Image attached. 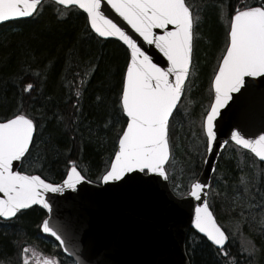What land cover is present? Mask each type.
Instances as JSON below:
<instances>
[{"label":"trees","instance_id":"trees-1","mask_svg":"<svg viewBox=\"0 0 264 264\" xmlns=\"http://www.w3.org/2000/svg\"><path fill=\"white\" fill-rule=\"evenodd\" d=\"M186 1L193 13L194 2L201 15L195 29L196 84L190 93L196 117L206 97L208 70L227 43L219 5L231 15L234 6L249 2ZM250 2L255 5L259 0ZM128 62L126 48L95 36L86 15L76 8L66 10L44 2L32 19L0 26V121L24 112L37 124L31 155L24 159L21 171L58 183L65 178L71 161L86 177L99 182L117 149L118 134L126 126L120 95ZM29 83L33 89L24 91ZM182 122L176 118L173 122L175 147H182L178 165L182 168L184 164L185 178L196 179L203 162L187 151L185 143L191 132L178 127ZM250 159L255 160L246 155L241 164L235 155L221 156L217 164L220 179L212 190L210 208L229 236L228 257L191 232L189 238L192 236L194 243L190 244L192 238L187 242L191 264H264V224L260 223L264 217V175L257 176ZM45 216L43 210L33 208L10 223L0 220V264H23L21 250L28 244L40 249L39 243L42 251L50 253L51 246L42 241L40 231ZM250 245L255 246L254 252L247 250ZM56 249L59 264H71L59 246Z\"/></svg>","mask_w":264,"mask_h":264},{"label":"snow or ice","instance_id":"snow-or-ice-1","mask_svg":"<svg viewBox=\"0 0 264 264\" xmlns=\"http://www.w3.org/2000/svg\"><path fill=\"white\" fill-rule=\"evenodd\" d=\"M243 0H237V4ZM64 9L76 7L87 14L92 30L100 37H118L130 50L120 95V106L126 114V127L118 134V145L110 167L100 177L104 182L121 180L134 171L155 173L168 179L166 166L170 162L169 120L177 108L185 91L186 80L190 74L193 51L194 24L199 16L193 12L186 0H107L114 9L140 37L148 44H154L167 58L168 67H161L141 47L132 35L109 18L102 10V0H55ZM41 0H0V22L20 17H30L37 13ZM61 12V15H66ZM154 29L163 30L155 32ZM264 74V0L258 4L243 7L234 6L230 16L228 42L212 82L214 101L206 111L202 129L206 137V151L211 152L216 141L215 122L232 99V93L240 90L245 77ZM86 75V73H85ZM33 89L31 83L24 91ZM76 96L80 92L76 91ZM37 124L34 118L20 112L0 122V217L12 218L33 204H42L51 209L45 193L62 192L65 187L76 188L84 181L75 162H69L66 179L62 183H50L40 175H29L14 170V162H22L25 154L31 155L29 148ZM237 145L250 150L264 160V135L256 139H246L239 131L231 133ZM227 144V141L224 142ZM210 185L193 180L189 195L202 199L204 189ZM194 225L204 233L208 240L223 251L229 236L216 222L209 210L207 200L197 206ZM260 223L264 224V217ZM43 231L55 236L61 244L64 241L50 226L46 219ZM255 251V246L247 249ZM25 253L29 249H23ZM67 251V249H65ZM35 249L32 257L35 264H59L55 257L43 256ZM30 257H24L28 264Z\"/></svg>","mask_w":264,"mask_h":264},{"label":"water","instance_id":"water-1","mask_svg":"<svg viewBox=\"0 0 264 264\" xmlns=\"http://www.w3.org/2000/svg\"><path fill=\"white\" fill-rule=\"evenodd\" d=\"M45 1L55 3V0H41V4ZM78 10L83 12L81 9ZM102 10L137 40L153 58L154 63L168 67L167 58L163 53L154 44L150 45L143 41V38L114 9H111L110 5H107V0H102ZM33 16L0 22V26L9 22L28 20ZM89 28L101 40L121 43L129 52L130 62V50L123 41L118 37H100L91 29L90 24ZM231 95L232 99L221 109V116L215 122L216 141L212 151H207L202 171L196 179L208 185L211 184L212 175L224 148L229 142L236 144L231 139L233 131H239L246 139H256L264 135V74L245 77V83L240 90ZM123 115L126 118V114ZM35 135L36 131L33 141ZM31 146L32 144L29 151ZM244 150L249 151L260 163H264V160L250 150ZM21 163L14 162V170L20 171ZM209 189L210 187L204 189L201 200L188 193L178 197L171 190L168 179L165 180L155 173L134 171L126 174L121 180L107 182L100 180L99 183H95L86 178L74 189L65 187L62 192H47L45 198L51 205L50 210L37 203L20 210L16 216L34 207L45 211L47 217L44 220L49 221L64 243L61 244L50 233H45L42 228L43 222L40 226L41 233L55 240L62 252L75 264H191L186 250L191 231L203 237L218 250V246L208 240L207 236L199 232L194 225L195 210L204 199H208ZM2 196L3 193H0V197ZM16 216L0 219L10 221ZM228 242L229 239L224 248Z\"/></svg>","mask_w":264,"mask_h":264},{"label":"rangeland","instance_id":"rangeland-1","mask_svg":"<svg viewBox=\"0 0 264 264\" xmlns=\"http://www.w3.org/2000/svg\"><path fill=\"white\" fill-rule=\"evenodd\" d=\"M250 1H252V0H248V2L251 4ZM193 5H194V2L192 3V7L195 10L194 17L199 16L198 22H200L201 21L200 20L201 15L199 14V11L196 10V8ZM41 9H42V5L39 8V11ZM219 13H220V18H219L220 23L223 25L225 32H226V34H225V40H226L227 33H228L229 27H230V16L231 15L228 14V10L226 9V7L222 6V5H219ZM196 26H198V25L196 24ZM194 39L196 42V34L194 36ZM225 47H226V44H225ZM195 51H196V47L194 44V56H193L194 62H195ZM218 63H219V58H216L215 64L212 66L211 70H208L209 76H208V82H207V88H206L205 94L209 95L210 100H211V79L213 78V75L216 72ZM196 74L197 73L194 70L191 72V76H190L191 80H190L189 85H188L187 90H186L184 102H183L181 108L179 109L178 114H176V120L183 121L182 123L178 124V127L184 128V130L186 132H191V135L188 136L189 140L187 139V142L185 143V146L187 147V151L192 156L195 155L197 158H199L200 161L203 162L204 158L206 156V139H205L203 129H202V118H203V115L205 112H202L200 115L197 113V116L194 117L192 114V111L194 109V104H192V102L189 100L190 93L194 89L195 84H196V79H195ZM174 139H175V137H174L173 127H172L171 132H170V140H169L170 146L172 149V151H171L172 152L171 162L169 164V169H170L169 170L170 171L169 176L172 178V182H173V186H174L173 190L175 191L176 195L182 196L184 194L183 192H185V190L191 185V183L194 179H193V177H190V178L184 177L185 170H186V169H182V168H184V164L182 165V168H181V166L179 167V165H178V162L180 160L179 156H181L180 150L182 149V147L180 145H177L175 147L177 142H176V139H175V141H174ZM184 151H186V149ZM183 154H184V152H183ZM231 155L232 156L235 155V157L240 160L241 164L244 162L245 156L242 155L240 152H237L234 149V147L231 146V144H228V146L226 147V149L224 150V152L222 154V157L231 156ZM223 159H225V158H223ZM250 163L254 167H256L255 170L257 172V176H258V174L264 175V167H260V164L256 160L250 159ZM254 167H251V168L254 169ZM215 176H216V180L214 177L213 179L215 180V184L213 183V187L211 188V197H212V193H213L212 190L214 189V186L218 185V180L220 179V175H218V170H217ZM211 200H212V198H211ZM42 238H44V237H42ZM190 238H192V236ZM42 241H44V240L42 239ZM44 242H45V244H48L46 241H44ZM50 242H52V241H50ZM52 243L48 244L51 246L50 253L56 254L57 249L53 246ZM193 243H194V239L192 238V239H190V244H193ZM35 245H37V244H28L25 247L31 246L34 248ZM38 246H39L38 248H40V249H37V250L41 251L42 255L49 253V252L42 251V249H41L42 246L39 243H38ZM23 249H25V248H23ZM23 249L21 250L23 260H24V257L27 255L30 257L28 264H35V257H32V252L28 251L27 253H25L23 251ZM41 259H42V256H41Z\"/></svg>","mask_w":264,"mask_h":264},{"label":"flooded vegetation","instance_id":"flooded-vegetation-1","mask_svg":"<svg viewBox=\"0 0 264 264\" xmlns=\"http://www.w3.org/2000/svg\"><path fill=\"white\" fill-rule=\"evenodd\" d=\"M205 92H206V91H205ZM205 95H206V97L204 98V101H203V107H202V109L198 110V114H199V115H200L202 112H205V113H206V111L209 109V107H210V105H211V102H212V96H211V100H210V99H209V95H208V94H205ZM189 100L192 102V104H194V102H193V100H192L191 98H189ZM178 112H179V111H177V112L174 114L175 116H173V119H171L173 122L175 121L176 114H178ZM205 113H204V115H205ZM204 115H203V118H204ZM203 118H202V122H203ZM246 154H247V153H246ZM211 198H212V197H211V195H210V199H211ZM43 240L46 241L48 244H49V243H52V242H50V239H49L48 237H44ZM52 244H53V246L56 248V243L53 242ZM24 248L29 249L30 252H32V250L35 249L37 252L41 253V251H38L37 248H35V246H34V248L31 247V246H29V247H24ZM41 254H42V253H41ZM43 256L55 257L56 259H58V257H57L56 255L51 254V253H47V255H42V258H43ZM23 261H24V260H23ZM58 261H59V259H58Z\"/></svg>","mask_w":264,"mask_h":264}]
</instances>
